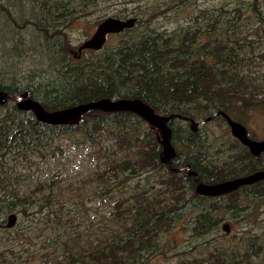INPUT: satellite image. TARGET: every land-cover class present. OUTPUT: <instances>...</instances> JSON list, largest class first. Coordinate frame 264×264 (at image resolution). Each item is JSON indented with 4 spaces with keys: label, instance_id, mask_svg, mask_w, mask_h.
<instances>
[{
    "label": "rangeland",
    "instance_id": "rangeland-1",
    "mask_svg": "<svg viewBox=\"0 0 264 264\" xmlns=\"http://www.w3.org/2000/svg\"><path fill=\"white\" fill-rule=\"evenodd\" d=\"M108 18L135 23L76 60ZM146 39L170 50L162 63L183 59L158 69L180 80L154 91L124 73V56ZM118 72L128 81L116 85ZM247 74L252 90L240 96L235 77ZM186 89L192 95L179 98ZM0 91L28 92L46 110L100 98L160 102L178 113L169 126L177 156L170 167L195 171L206 184L230 179L247 151L223 114L255 103L230 117L264 139V0H0ZM93 120L50 126L20 111L15 98L0 106V264H264V182L205 200L151 163L157 133L145 121L135 125L140 140H131L127 126ZM7 124L24 134L5 152ZM138 227H147L141 241L149 252L136 258L134 241L110 244Z\"/></svg>",
    "mask_w": 264,
    "mask_h": 264
},
{
    "label": "water",
    "instance_id": "water-1",
    "mask_svg": "<svg viewBox=\"0 0 264 264\" xmlns=\"http://www.w3.org/2000/svg\"><path fill=\"white\" fill-rule=\"evenodd\" d=\"M134 23V19L122 21L108 18L104 20L97 27L92 36L79 47V52L82 50H99L105 44L107 35L121 33L124 30L133 27ZM28 97V92L24 93V95L18 96L5 91H0V106L5 105L10 99L15 98L17 108L20 111L32 112L37 121L50 126H63L77 122L84 115L92 111H101L105 113H133L156 130L162 147L159 153V161L163 165L170 166V161L174 156V149L171 144V129L168 125V122L172 116L165 117L155 113L152 108L143 103L141 100L128 98H101L98 100L78 104L70 108L48 111L38 102L31 100ZM225 118L228 125L230 126L232 135L237 137L243 145L247 146L253 155L259 156L261 153H264V140H250L247 138V132L241 124L232 121L227 116H225ZM194 125H196V123ZM178 170L179 169L170 167V171L172 172H177ZM186 170L188 176L194 181L195 193L203 197L222 196L232 193L242 186L252 185L264 181V170H261L243 178L222 181L214 184H204L199 181L198 178H196V173L188 169ZM15 220V215H9L7 227H12L15 223Z\"/></svg>",
    "mask_w": 264,
    "mask_h": 264
},
{
    "label": "trees",
    "instance_id": "trees-1",
    "mask_svg": "<svg viewBox=\"0 0 264 264\" xmlns=\"http://www.w3.org/2000/svg\"><path fill=\"white\" fill-rule=\"evenodd\" d=\"M149 39H146L144 41H140V43H135L136 46L135 52H130L128 55H125L123 59H125L126 61H128V64L130 65V69H126V71L124 72L126 75L130 74L129 79L131 81H136L140 84V87L142 89H146L147 88H152L151 90H158L156 87H161L160 82H165L166 80H171V81H176V79L180 78V75L173 73L172 71H168V70H163L161 73H159L158 69H160L161 67H169V64L174 65L176 64L178 61H183V59L181 58H169L167 60H165L166 63H162L160 61V59L162 58V56H164V52L169 53L170 50L168 49H163V47H158L157 43H152L147 41ZM187 48L184 44L180 45V49L183 50L184 52H186L187 57H192V55L194 54V50L192 48H190V52H187ZM135 58V60H132L133 58ZM131 59V60H130ZM205 66H209L204 62L203 63ZM203 69H206V67H202L199 66V70L200 74H203ZM131 72H135V75H131ZM119 76L116 78V85L118 82H122L123 80H127L124 79L120 76L121 73L118 72ZM167 77H170L171 79H168ZM237 80H239L240 84L238 87V90H236L238 95H242V90H252L251 84L253 82V80H251L249 78V75L247 74V76H236L235 77V83L237 82ZM128 81V80H127ZM140 81V82H139ZM186 84H190L191 81L189 79H187L185 81ZM196 83V82H195ZM193 84V82H192ZM121 85V84H120ZM78 88V87H76ZM68 90H70V87L68 88ZM161 91V89H159ZM240 90V91H239ZM79 90L76 89L75 92H78ZM191 89H186L185 93L181 92V96L178 95L179 98H183V97H188L189 95H192V93H198L199 92V85L196 83L193 84V90L192 93H190ZM141 91H139L140 93ZM54 95L60 96L59 93H54ZM64 95V94H61ZM56 96V97H57ZM73 95H71L69 98L70 99ZM101 99V98H100ZM94 100H98V99H94ZM89 102V101H88ZM143 103H145L146 101H142ZM86 103V102H85ZM147 105V102L145 103ZM263 105V104H260ZM150 108H152L154 110L155 113L159 114V115H165V116H172V119H170L169 122V126H172L175 122V119L173 117V115H178L177 111L175 109H170L167 106H163V104H161L160 102L157 103H153L151 105H148ZM249 107H257L255 103H249V104H245V107H240L237 110L234 111H226L228 115L232 116V115H244L246 113V111L249 109ZM56 109H48V111H55ZM58 110V109H57ZM210 111H205L202 112L204 114L208 113ZM32 113V112H31ZM202 115V114H201ZM186 119L190 120L192 119V117L195 116H185ZM129 118V119H128ZM97 120V121H103V122H107V121H112L113 124H115L114 126H127V128L125 130H129L128 132H131L130 135V139L134 140H140V133H138V128L136 127L137 124L136 122L139 121L141 123L145 122L143 120H141L137 115L133 114V113H129V112H109V113H105V112H101V111H92L87 113L86 115H84L81 118V121H83V123H89V121L94 122L93 120ZM0 123H2L0 121ZM37 127H41L43 125L38 124V122H36L35 124ZM136 125V126H135ZM148 126V125H147ZM151 130H153V132L155 133L154 129L150 126H148ZM24 134V130L22 127H20V125L16 126L14 124H7L5 127V131L1 132V136L3 137V142H2V146L4 148V151L7 152V150L12 148V144L13 142L18 138L21 137ZM142 135V134H141ZM123 139V138H122ZM120 140V139H119ZM151 141H155V148L153 150H151L150 152V159H151V163H155V164H160L159 162V144L157 143V136L156 139L152 138ZM154 164V165H155ZM156 166V165H155ZM164 168V167H161ZM168 176H171L173 179L175 178H179V176L177 174L172 173L170 170L165 172ZM186 180L189 181L190 184L193 183L189 178L184 177ZM102 198V197H101ZM174 208H172L173 210ZM147 227H138L133 233L126 235L125 237H120V238H115L112 240V242L110 243L111 245L116 246L118 243H123V242H129V241H134V250L136 251L134 253V257H138L139 254L144 253L147 249V251L149 252L150 248L149 247H145V242L141 241V237H143L142 231H146ZM116 232V231H115ZM115 232H111V233H115ZM113 246V248H114ZM112 248H108L106 250H109ZM135 258V262L137 263V259ZM135 264V263H134Z\"/></svg>",
    "mask_w": 264,
    "mask_h": 264
},
{
    "label": "flooded vegetation",
    "instance_id": "flooded-vegetation-1",
    "mask_svg": "<svg viewBox=\"0 0 264 264\" xmlns=\"http://www.w3.org/2000/svg\"><path fill=\"white\" fill-rule=\"evenodd\" d=\"M127 30H128V29H127ZM124 32H125V31H124ZM124 32H123V33H124ZM123 33H121V34H123ZM121 34H117V35H121ZM113 35H115V34L107 35V36H106V41H107V39H108L110 36H113ZM105 43H106V42H105ZM79 47H80V46H79ZM100 49H101V48H100ZM100 49H99V50H100ZM84 51H86V52H93V51H98V50H82L81 52H79V48H78V52H77V54H74L75 59H76V60H81V59L83 58L82 53H83ZM260 104H262V103H258L257 105H260ZM225 116H227V117H229V118L231 119L230 115H228L227 113H224V114H223V119H224L226 122H227V120H226ZM171 119H172V118H171ZM187 120H188V119H186L185 121H187ZM231 120H232V119H231ZM189 121H190V120H189ZM232 121H234V120H232ZM169 122H170V121H169ZM187 122H188V121H187ZM234 122H237V121H234ZM237 123L241 124L240 122H237ZM227 124H228V123H227ZM241 125L245 128V126H244L243 124H241ZM228 126H229V125H228ZM197 128H198L197 124L192 126V130H194V131H198ZM229 128H230V126H229ZM245 130H246V132H247V138H249L250 140H252V141H262V140H264V139H261V140H254L251 136H249L248 131H247L246 128H245ZM230 132H231V129H230ZM156 133H157V132H156ZM231 135H232V133H231ZM232 137L240 143L242 149L246 150L248 154L246 153V154L244 155L245 157L239 162V163H240V164H239V165H240L239 167H240V169H241L240 173H235L234 175H236V176H234V177H232V178H230V179L223 180V181L233 180V179H237V178H243V177H246V176H248V175H251V174L255 173L256 171L264 170V166H261V165H260V162H261L260 158H261L262 156H264V153H261L259 156H255V155H253V154L250 152V150H249V148H248L247 146L243 145V144L240 142V140H239L237 137H235L234 135H232ZM157 143L159 144V146H160V148H161V144H160V141H159L158 133H157ZM171 144H172V143H171ZM172 147H173V146H172ZM159 150L161 151V149H159ZM159 153H160V152H159ZM176 157H177V156H176V154L174 153V156L172 157V159H171V161H170V165H171V162L173 161V159H175ZM159 162H160V161H159ZM160 164H162V163L160 162ZM162 165H163V164H162ZM191 165H193V164L191 163ZM163 166L166 167L168 170H170V166H168V165H163ZM171 172H172V171H171ZM192 172L196 173L195 171H192ZM172 173L177 174L179 177H183V178L186 177V178H189V179L192 181L193 186H194V188H195L194 181H193L192 178H190V177L188 176V174H187V170H184V169H181V168H180L177 172H172ZM196 178H198V173H196ZM198 180L201 181L199 178H198ZM219 182H222V181H219ZM219 182H215V183H219ZM262 182H264V181H261V182H258V183L252 184V185L242 186V187H240L238 190H236V191H234V192H232V193L239 192V191H241L243 188L251 187V186H255L256 184H259V183H262ZM204 184H206V183H204ZM208 184H214V183H208ZM232 193H228V194H225V195H222V196H217V197H203V196H200V197L205 198V200H206V199H212V198H218V199H220L221 197H226V196H228V195H230V194H232ZM198 196H199V195H198ZM223 228H224V230L226 231L227 234L230 232V226H229L228 224H224Z\"/></svg>",
    "mask_w": 264,
    "mask_h": 264
},
{
    "label": "bare ground",
    "instance_id": "bare-ground-1",
    "mask_svg": "<svg viewBox=\"0 0 264 264\" xmlns=\"http://www.w3.org/2000/svg\"><path fill=\"white\" fill-rule=\"evenodd\" d=\"M162 116V115H161Z\"/></svg>",
    "mask_w": 264,
    "mask_h": 264
}]
</instances>
